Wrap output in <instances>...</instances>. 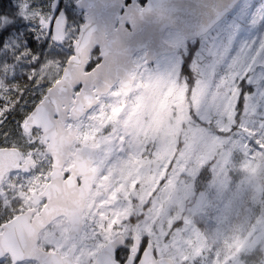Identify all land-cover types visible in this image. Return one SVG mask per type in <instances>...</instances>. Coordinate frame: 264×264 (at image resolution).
<instances>
[{
  "label": "rangeland",
  "instance_id": "obj_1",
  "mask_svg": "<svg viewBox=\"0 0 264 264\" xmlns=\"http://www.w3.org/2000/svg\"><path fill=\"white\" fill-rule=\"evenodd\" d=\"M54 1L9 0L24 30L0 48V146L37 157L31 173L21 175L25 200L40 191L49 165L39 135L23 123L60 77L81 11L76 0H63L68 38L59 43L20 5L48 17ZM10 20L1 17L0 25ZM165 39L180 49L152 63L145 52L135 55L131 93L116 85L77 121L78 143L95 145L100 154L79 259L88 261L114 235L138 232L175 264H264V208L257 209L264 192V0H245L199 40L173 30ZM28 49L40 57L35 71ZM217 87L223 102L214 109L207 102ZM202 94L206 103L197 109ZM241 95L245 115L238 121ZM206 165L220 200L211 213L201 207L206 194L197 197L195 185ZM198 210L206 225L212 219L209 231L202 230ZM44 235L64 247L68 224L60 219Z\"/></svg>",
  "mask_w": 264,
  "mask_h": 264
},
{
  "label": "water",
  "instance_id": "obj_2",
  "mask_svg": "<svg viewBox=\"0 0 264 264\" xmlns=\"http://www.w3.org/2000/svg\"><path fill=\"white\" fill-rule=\"evenodd\" d=\"M61 1H54V9L59 11L54 26L52 24L56 42L63 41L66 36V15ZM239 1L146 0L142 6L133 0L120 14L124 0H77V6L85 11V21L76 42L77 50L68 58L61 77L48 88L23 123L26 132L41 129L40 141L52 154L51 179L41 193L49 195V201L40 211L28 209L1 225L0 257L11 254L13 264L25 259H37L40 264H79L74 259L75 247L63 256L38 245L40 231L60 215L68 217L73 238L83 230L85 198L93 186L96 176L94 164L99 161L100 154L95 145L88 143L72 152L79 133L75 121L96 106L101 95L108 94L116 83H120L122 93H131L136 79V52L145 51L146 62L152 63L163 54L177 51L179 44L165 39L167 29H179L183 37L195 39L212 30ZM118 16L120 23L116 26ZM49 19L53 21L51 17ZM43 24L50 28L48 20H43ZM96 46L100 47L103 63L95 72H86L84 66ZM77 83H83L85 87L73 99L72 88ZM69 117L73 123L67 126ZM70 155L74 156L75 163L70 167V175L65 178L63 167ZM31 165V158L23 161L17 147H0V185L8 172L18 169L27 172ZM79 176H82L81 186H78ZM80 195L83 196L81 200ZM134 235L139 244L141 234L135 232ZM124 239L125 236L119 233L108 240L92 264H111L112 248L123 244ZM146 258L147 264H175L166 255L153 259V247L150 245Z\"/></svg>",
  "mask_w": 264,
  "mask_h": 264
},
{
  "label": "flooded vegetation",
  "instance_id": "obj_3",
  "mask_svg": "<svg viewBox=\"0 0 264 264\" xmlns=\"http://www.w3.org/2000/svg\"><path fill=\"white\" fill-rule=\"evenodd\" d=\"M132 1L133 0H124V7L122 8V11H121L120 14H122L125 11V7L128 6ZM137 1L142 6L146 2V0H137ZM244 1L245 0H240L238 2V4L235 6V8L231 12H229L223 18V20L225 18L229 17L230 15H232V13L235 11V9H237V7L240 6V4H242ZM62 5H63V0L61 1V8L64 9L65 15L67 17V30H68L69 17H68L67 11L65 10L64 6H62ZM76 5H77V0H76ZM79 9L81 11V17H79V20L76 23V28L74 30L75 35H78L79 34L80 27H81V25L85 21V17H84L85 11L83 9H81V8H79ZM58 14H59V11H56L54 9V5H53V10H52V12H50V14L48 16V18L51 17L53 19V26H54L55 21H56V19L58 17ZM45 20H47V19H45ZM223 20H221V21H223ZM119 23H120V16L117 17L116 26H118ZM53 26L50 27V28H47L45 26L46 27V30L49 33V35L51 36L52 40H53ZM127 26H129V25L127 24ZM168 30L176 31V32H178L183 37V35L180 33L179 29H176V28L170 29L169 28L166 31H168ZM66 33H67V31H66ZM205 35H202V36L197 37L195 39H188V38H185V37H183V38L186 39V40H188V41H193V40H199V39L203 38ZM179 49H180V47H179ZM177 51H175V52H177ZM140 52H145V51H138V52H136L135 55H137ZM97 53H100V47L99 46H96L94 48V50L91 52L90 58L92 60H95V54H97ZM61 75H62V73H61ZM61 75H60V77H61ZM59 78H57L56 80H58ZM116 85H119L120 86V83L119 82L116 83L113 86V88ZM120 89H121V87H120ZM103 96L104 95H101L100 101H101V98ZM72 105L73 104L71 103L70 106H72ZM66 123H67V126H68V125H70V124L73 123V120L69 117ZM75 124L77 125V121H75ZM32 131L33 132H36L39 135V140H40V135H41V132H42L41 129L40 128H34L30 132H32ZM77 139H78V136H77ZM77 139L75 140L74 145L72 147V152H75L78 147H80L83 144H85V143L79 144ZM40 143L42 145V148L44 149V151L48 155L47 160H48L49 167H48V170H47L46 178L44 177V181L45 182H44L42 188L40 189V191L37 192V195L36 196L33 195L29 200H25V196L24 195L26 194V189L23 188V186H24L25 183L21 182V179L23 178V177H21V175H27V174H30L31 173L32 167L37 162V157H35V155H33L32 153L25 154V150H22L19 147H17L21 151V153H22L23 161H27L28 158H31L32 165H31L30 170L27 171V172H25V171H23L21 169H18V170L12 171V172H8L5 175V177H4L3 183L0 185V230H2L1 225L5 221H8V220L12 219L17 214L22 213V212H25L28 209L35 208L36 211L38 212L49 201L48 200L49 195H47V194L41 195V193L44 191L46 185L48 184V182L51 179V171H52V167H53V157H52V154L47 149V145L45 143H42L41 141H40ZM8 146L16 147L14 145H8ZM0 147H5V146H0ZM74 163H75V158H74V156L70 155L68 157V159L66 160V162L64 164V167H63V172L65 174V176H64L65 178H67L70 175V172H71L70 171V167ZM96 163H98V162H96ZM96 163L94 164V168H95ZM95 170H96V168H95ZM96 178H97V171H96V176H95L94 181H93V186H92L91 190L89 191L88 195L85 198V208H84V211H83L84 226H83L82 232L80 234H78L76 237L73 238L71 236L70 222H69L68 217H66L65 215H60L57 218H55L47 227H45L44 229H42L40 231L39 237H38V245H39L40 248H42L44 250H47V251L59 252V253H61V255L64 256V255L68 254L73 247H75L76 248V252L74 254V259H75V261L79 262V264H92L95 261V259L97 257V254H98V252L100 251L101 248L99 250L96 249V251L94 253V256L93 257H90V259L88 261H83V260H80L79 259L80 255H79V250L78 249L80 247V238H81V235H83L84 229L86 227V222H87L88 213H89L88 210L90 208L92 196H93L94 190L96 188ZM7 180H9L10 182L9 183H6ZM77 180H78V186H81L82 176H79L77 178ZM69 196H74V195L73 194H70ZM82 197H83L82 195L79 196L80 200L82 199ZM34 214H33V216H34ZM60 219L61 220H64L68 224L69 240H68V242L66 243V245L64 247L58 245V243L60 241L58 243H55L52 238L46 237V235H44L45 232L46 231L48 232L51 229V227L53 225H55V223L58 220H60ZM134 234H135V232L133 233V235H124L125 236L124 242H125L126 238H128V237H131L132 239H134V236H135ZM115 236H117V235H114L112 238H114ZM141 236H142L141 240H143L142 243H144V244L147 243L148 245L152 246L153 247V251H155L157 253L156 257L157 258L161 257V254L158 253L157 250H156V244L153 241V239L151 237L147 236V235H141ZM1 257H3V258L0 259V264H13V258L11 256V254L6 253V254H4ZM25 263H28V264H40L39 260H37V259H25V260H22L19 264H25Z\"/></svg>",
  "mask_w": 264,
  "mask_h": 264
},
{
  "label": "snow or ice",
  "instance_id": "obj_4",
  "mask_svg": "<svg viewBox=\"0 0 264 264\" xmlns=\"http://www.w3.org/2000/svg\"><path fill=\"white\" fill-rule=\"evenodd\" d=\"M20 8L25 13H31V17L34 18L36 21H38L41 26L43 25V20L47 19L49 22L50 27L53 24V21L49 19L47 16H45L43 10L40 11H32V5L30 4H22L20 5ZM16 9L12 6V4L9 2V0H0V15L3 17L5 15L10 16L11 20L4 24L3 27H0V46H4L6 38L11 36V34L15 31L18 32L20 30L21 24H20V17L16 16ZM43 18V19H42ZM65 31H67V22L65 17ZM71 35V34H69ZM79 35V34H78ZM78 35L72 36L71 39V51L69 57L72 54H75L76 52V42L78 40ZM68 37L65 36V39ZM59 43H63V41H58ZM28 52L35 57V60L33 61L31 67L33 71H35L37 65L39 64L40 57L38 54H34L31 52L30 49H28ZM95 60L96 63L93 64V60L91 58L88 59L87 63L85 64V71L86 72H95L97 68L103 63V56L100 53L95 54ZM29 79H33L32 77H29ZM178 82H180V79L178 77ZM185 83V82H184ZM235 83V81H233ZM85 85L83 83H77L72 88V97L73 99L76 98V93L80 92L82 88H84ZM221 88L217 87L216 91L212 94L211 101L207 102L210 108H214L217 106V104L222 103L221 99ZM43 99V97H41ZM188 100H189V116L193 120V113H192V97H189L188 92ZM36 103H39L37 101ZM206 103L205 97L202 94L200 98H198L197 102L195 103V106L197 109H199L202 104ZM33 110H35L33 108ZM59 115V114H57ZM235 127V125L233 126ZM219 132V130L217 129ZM7 223V221H5ZM143 240L139 244H137L136 240L132 239L131 237L126 238L125 242L120 245H116L112 248L110 253V260L111 264H147V258L146 253L148 252V244L142 243ZM157 253L153 251V259H155ZM3 257H0L2 259Z\"/></svg>",
  "mask_w": 264,
  "mask_h": 264
},
{
  "label": "trees",
  "instance_id": "obj_5",
  "mask_svg": "<svg viewBox=\"0 0 264 264\" xmlns=\"http://www.w3.org/2000/svg\"><path fill=\"white\" fill-rule=\"evenodd\" d=\"M5 16H7V15H5ZM1 17H3V16L0 15V18ZM20 24H21L20 30L18 32H15L14 31L11 34V36H9L8 38H6V41H7V39H9L12 36H18L19 33H23L24 24L22 22H20ZM0 27H3V26L0 25ZM27 38H28V40H29L30 43L36 44V41L35 40H32V36L27 35ZM6 41H5V43H6ZM1 47L2 46H0V48ZM95 62H96V60H93L92 63L95 64ZM242 87H243V91H244L245 88H247V86H242ZM252 90L250 89V87L248 88V91L249 92H251ZM263 109L264 108H261L260 110L263 111ZM8 114H11V113H7L6 115H8ZM244 115H245V112L243 110V96L241 95V97L239 99L238 106H237V119L236 120H238V121L243 120ZM210 172L211 171L209 169V166L206 165V167L202 169L201 173L199 174V176L195 180V185H196V189H197L196 190L197 191V197L200 196L201 194H203V192L206 194L207 202L205 204H202L201 207L203 208L205 206V209L207 208L208 211L211 213L214 210H216V205H217V203L220 200L218 199V193H219V191L217 193L212 192L211 188L208 185V180L210 179V176H211V173ZM231 183H233L232 184L233 187L231 189L230 188H225L224 189L225 196H230L231 193H232V189L234 188V182L231 181ZM260 198L261 199H260V202H259L258 208H257L258 211H260L259 210V207L260 206L264 208V192L262 193V195H261ZM201 211H202V209H201ZM200 213H201L200 210H198L197 217L200 220L199 222H200L201 227L203 228L202 230H206L207 229V231H209L210 230V226L209 225L212 226V219H209L210 222H208L209 224L206 225V222L203 221L204 217H201L200 216ZM204 214L207 215V213H205V212H204Z\"/></svg>",
  "mask_w": 264,
  "mask_h": 264
}]
</instances>
